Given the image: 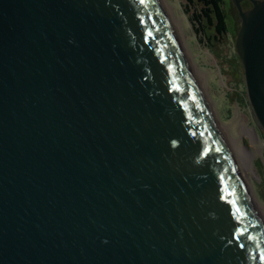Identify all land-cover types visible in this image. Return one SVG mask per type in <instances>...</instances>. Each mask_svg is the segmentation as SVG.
Here are the masks:
<instances>
[{
	"label": "water",
	"instance_id": "1",
	"mask_svg": "<svg viewBox=\"0 0 264 264\" xmlns=\"http://www.w3.org/2000/svg\"><path fill=\"white\" fill-rule=\"evenodd\" d=\"M231 1L264 132V0ZM165 2L0 0V264H264L263 210Z\"/></svg>",
	"mask_w": 264,
	"mask_h": 264
},
{
	"label": "rangeland",
	"instance_id": "2",
	"mask_svg": "<svg viewBox=\"0 0 264 264\" xmlns=\"http://www.w3.org/2000/svg\"><path fill=\"white\" fill-rule=\"evenodd\" d=\"M183 22L184 40L189 57L197 70L205 72L208 98L214 103L220 124L227 125L229 133L237 137L245 148L252 150V137L244 134V126L257 134L262 152L253 156L254 173H250L251 191L264 209V132L258 126L249 104L244 82V71L235 46L240 29L239 16L233 2L225 0L229 33L221 40H214L213 30L197 31L192 20L194 12L187 9L186 0H165Z\"/></svg>",
	"mask_w": 264,
	"mask_h": 264
},
{
	"label": "trees",
	"instance_id": "3",
	"mask_svg": "<svg viewBox=\"0 0 264 264\" xmlns=\"http://www.w3.org/2000/svg\"><path fill=\"white\" fill-rule=\"evenodd\" d=\"M187 9L194 12L192 20L198 25L197 31L213 30L214 40H221L229 33L228 14L224 8L225 0H186Z\"/></svg>",
	"mask_w": 264,
	"mask_h": 264
},
{
	"label": "bare ground",
	"instance_id": "4",
	"mask_svg": "<svg viewBox=\"0 0 264 264\" xmlns=\"http://www.w3.org/2000/svg\"><path fill=\"white\" fill-rule=\"evenodd\" d=\"M166 6L172 8V21L178 22L179 30H180V34H181V40L186 45V41L184 40V30H183L184 28H183L182 20L175 15L174 8L170 4L166 3ZM199 72H200L202 85L206 89L207 77L205 75V72H203L202 70H200ZM206 91H208V90H206ZM221 125L226 129V131L229 134V144L234 150L238 165L242 171V175H243L244 179L246 180V182L250 185V187H252V183L250 181V173L255 174L254 168H253V156H254V154L256 152H262V144L260 142V139L258 138L257 134H255V132L253 130H251L252 128L249 129L246 126H244V134L250 135L252 137V140H253L252 141V150H249V149H247L241 145L240 140L237 137L232 136L229 133V129H228L229 127L227 125H224V124H221ZM256 203L260 207V203H258L257 198H256ZM263 213H264V209H263Z\"/></svg>",
	"mask_w": 264,
	"mask_h": 264
},
{
	"label": "flooded vegetation",
	"instance_id": "5",
	"mask_svg": "<svg viewBox=\"0 0 264 264\" xmlns=\"http://www.w3.org/2000/svg\"><path fill=\"white\" fill-rule=\"evenodd\" d=\"M253 1L254 0H244L243 2H242V10L244 11V12H246V11H249V10H251L252 8H253ZM257 1V0H256ZM234 5V4H233ZM236 8V7H235ZM236 10H237V8H236ZM237 13H238V16H239V11L237 10ZM239 23H240V16H239Z\"/></svg>",
	"mask_w": 264,
	"mask_h": 264
},
{
	"label": "snow or ice",
	"instance_id": "6",
	"mask_svg": "<svg viewBox=\"0 0 264 264\" xmlns=\"http://www.w3.org/2000/svg\"><path fill=\"white\" fill-rule=\"evenodd\" d=\"M143 2H144V0H141V3H143ZM221 199H224L226 202H228L226 197H223V196H222ZM237 212H239V209H237ZM237 223H238V222H237ZM241 235H244V233H243V232L234 233V238H237V239H238V237L241 236ZM243 246H244V245H241V247H243ZM260 259H261L262 261H264V256L260 257Z\"/></svg>",
	"mask_w": 264,
	"mask_h": 264
}]
</instances>
